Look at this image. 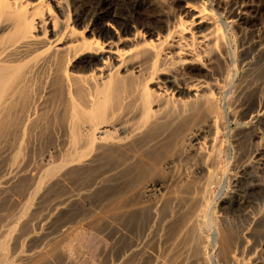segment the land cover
Returning <instances> with one entry per match:
<instances>
[{
	"label": "rangeland",
	"instance_id": "1",
	"mask_svg": "<svg viewBox=\"0 0 264 264\" xmlns=\"http://www.w3.org/2000/svg\"><path fill=\"white\" fill-rule=\"evenodd\" d=\"M25 1H28V3H30L29 4L30 6H34V5L36 6L38 4L39 0H22V1L17 0V2H23L24 4H25ZM44 1L45 0H43V3H44ZM55 1H57V0H55ZM115 1L118 2L120 0H115ZM131 1H133V0H130L129 2H131ZM140 1L143 3V5ZM140 1L136 0L137 6L135 4L134 7H131V6L128 7V5L122 3L124 6H122L123 7L122 13L120 15L123 18L128 19V20H130V18H131V20L128 21V23H127L128 25L126 24V25L121 26L117 21L112 20V19L110 21L109 19H107L106 22H109L108 24H110L111 27L107 26V28H106V25L103 26V30H104V28H106V29L103 32H100L98 30L100 34H98V32H97V37L100 36L101 38L100 37H98V38L101 39V41H102V40H106V39L108 40V38L110 36L111 37L110 39H112V37H113L112 40L115 39L117 41L116 38L119 37L120 34L122 35L123 39L126 38L125 35L127 34L126 39L130 38L131 41L130 42L123 41L121 43L122 45L118 44V45H120V48H123V47L126 48L127 47V49L130 47V43H132V42L137 43L139 40H140L139 43L147 42V41L152 40V39L154 42H157L158 37H159V39L160 38L162 39L165 35L168 34V31L172 32L175 29L176 24L179 21L178 20L179 16L182 20H189L190 19L189 16L186 15V9H185V6L188 5L189 3L190 4L191 3L196 4V5L204 3L205 6L208 9H210L213 13V18H214L213 20H215L213 22H216L217 24H220V26H221L220 29H221V32L223 34V40H222V42L219 43L220 46H219V44L217 46V49H218L217 52H220L221 54L218 57L219 60L217 59L216 64H215V70H216L215 72L217 73V75L220 79L217 77L218 91L216 90L215 94H213L214 102H216V103H213V104H215V106L214 105L212 106V108H214V109L217 108V109L216 110L212 109L213 111L210 110V112H209V115L212 116L211 118L216 119V120L214 119L215 120V126H217L216 129H218V131L216 132V130H215L216 133L213 134L215 137L212 135V137H214L213 141L215 142L213 144L215 145L217 143L216 146L217 145H220V146H217V147L215 146L216 147L215 149L218 151H216L217 154L215 156V160H213L214 161L213 164L214 163H216V164H214L215 166L212 164V167H211V169L213 170V173H214L213 174L214 180H213V184H211V187H208L206 189L207 190L206 194H208V196L206 198H204L206 196V194L204 193L205 195H204V197L202 199L203 201L201 203V207H203L204 209L202 208L203 212H202L201 218L198 221V223L196 224V226L199 229V230H197V233L200 231L199 234L201 236L197 234V236H198L197 237L198 239H197V238H195V236L192 237L191 235L187 234L188 238H186L185 237L186 233H188L186 231L182 232L183 236H182V233H180L181 237L179 236L180 234L176 235V230H175L176 227L174 225L175 213L174 212L171 213V211L173 209H176V211H177L176 204L175 203L169 204L170 208H171V204H172V206L173 205L175 206L174 208L172 207L173 209L171 208L172 210L169 208L171 211L168 209L171 214L168 211L163 213V211H161L162 206L158 205V208L161 211V213H159L158 208H157L158 209L157 210L156 208L153 209L151 207L152 206L151 200H150V202H151L150 203L149 200L142 199L141 197L138 198L139 195L137 194V187H135V186H138L140 183L146 181V179L147 180H153L154 179V181L157 180L156 182L160 183L159 185L160 186L162 185L161 188L163 189L162 190L160 188L159 189L160 192L159 191L157 192V195L159 197V198L157 197V199H160V201L162 200V198L166 199V196L168 195V193H170L171 191H172L171 193H174L175 188L177 189L180 186V183L179 184L177 183L178 178L184 179V177L187 178L188 176L191 178H198V177L200 178V175H198L196 172V171H198L199 167L196 165L195 161L192 159H188L185 156H184L185 157L184 158L183 157L184 154L182 152L183 149L182 150L176 149V147L173 144H170L169 142L167 144H170V145L162 144L161 146L163 148L160 147V145H158L159 148L153 147V146L151 148H148L147 145H144L141 147L137 146L133 149L134 155L133 154H126V153H123L122 151H119V152H116L117 154L115 153V156L118 155V158H112V159L106 158L105 159L104 157H102V154H103L105 147H103L104 145L102 143H99L97 141V139L100 136L102 137L103 135L102 134L100 135V133H99L100 136H98L97 130H94V128H93L94 125H96L98 123V121H99V123H103V125L104 124L107 125V123H108L107 129L110 130V132H112L114 134L113 135L114 137H116V135H117L116 138H118V137L120 138V136H121L122 140L125 141L127 139L126 136H129V137L132 136L130 139L128 137V139L126 141V142H132L139 137L137 134H141L142 137L145 134H147V131L149 130L150 126L159 122L158 119L160 120V118H162L163 116H169V117H177L178 116V118H181V117L186 118L187 116L191 115V114H189V113H191V111L188 108L189 103L184 102V98H187L188 94L187 95L186 94L185 95H179V94L174 93L175 91L174 90L172 91V89H174V87H173L174 84L172 85L169 83L165 84V86H164V87H166V86L171 87L167 91L161 92L160 90H156V88H154L156 83L158 82V85H160L161 81H159V80L167 78L169 75V74H166V71H164V70L162 72H159V73L157 72V74H154L155 76L153 75L154 77H152V79H150L151 80L150 83L147 80L148 86L147 85L146 86L149 87L147 89L145 86L146 81L144 80V78L142 77L143 78L142 79L141 77H136V75H133L134 74L133 73V74H129L124 79L125 85H122V87L117 89V90H113V92H110L111 95L108 94V96H106V97H103V95L102 96L97 95V97H96V95L94 96V94H97L99 92V90L102 89V85H100L99 82L97 83L96 81H91L89 83V85L87 84L84 91L77 89L76 86H73V85L72 86L68 85V88H69V90H68L66 84H61L62 80L59 78H56L57 77L56 72L58 69L61 71H62V69L63 70L69 69L70 71H72L73 68L71 69V67H72L74 62L72 63V61H71V62H69V66L67 65L68 68L67 67L65 68L63 66L60 67V65L55 64L53 66L46 67V68H48V69L45 68L46 70L43 69L41 72L42 74H39L38 77L40 79H42L43 77H45L44 76V73H45V75L47 76V77H45V78H47L46 79L47 82H45L46 81L45 78H44L45 81L44 80L41 81L39 78H37L35 85H32L35 91H33L32 86H31L29 91L32 93L28 92V95L30 97L29 96H28V98L22 97L24 99L23 102H21L23 99L19 98L16 105H15L17 107L14 106L13 107L14 109L13 108L10 109V107H8L5 104H2V106L0 105L1 107H3V108H0L1 112H2V109L7 108V109L3 110L6 114L5 113L3 114L0 112L1 113V115H0V264H228V262L230 264H254L255 261L259 260V258L263 255V253H264L263 252V243H264L263 241L264 240L262 238H264V226L261 227L263 229H261L259 231L258 236H255V237L251 235L252 231H250V230H251V227H252L253 222H254L253 219L256 218L257 216L261 215V214L264 215V192L259 190V189H254L251 191L252 195L251 194L250 195L253 199V201H252L253 203H251V205L249 206L246 214L236 212V213H229L226 215L225 214L222 215L221 207H222L223 201L229 199V185H230L229 181H230L231 177L233 176V174H230V173L235 172L236 168L240 165L241 160L244 161V160L248 159V157L249 158L253 157L255 154V150L257 148V144L255 143V140H252V139L250 141H248L247 139L244 140L242 145L240 147H238L233 142V136L237 132V129L239 126L238 123L244 120V119L241 120L242 115H243V110H244V106H243L244 103L246 104V102H247L248 104H251V106L255 107L256 104L258 103V100H257L258 98H262V100L264 99V58L260 57L261 58L260 59L258 56H256V54L253 50H251L249 52V54L246 55V57L248 59L246 57L244 58V54H243L244 51L246 49H248V48H246V47H248V45L249 46L251 45L250 48H254V47H256V44L259 41H264V0H140ZM80 2H82V0H79V1L78 0H62V1L60 0V3L62 5L60 3H59V5H61V7L65 6V9H68V12L65 11V12H67L66 15L70 14L69 18L71 20L68 19V16H65V18H64L65 21L67 20V22H64V19L62 18L64 16H62V14L59 13L60 10L58 9V7H56V4H54V2L52 0H46L45 1L46 4L44 3L45 4L44 7H43V3H42V6L40 4H38L42 8H39L38 5H37L38 7L36 6V10H38L37 11L38 14L35 15L34 19L37 18L36 19L37 22H36V20H34L33 28H34V25L39 26L40 24H38V23L43 24V25H41L43 27H40V28L38 27L39 29L36 27L37 30L34 29V31H38V33L34 32L32 30L33 33H31V34L32 35L34 34V36H36L35 35V33H36L37 37L38 38L40 37L39 40L42 39L41 41H43V39H45V37H42L44 35V32L48 31V30L49 31L52 30L54 28L53 26L57 25L56 24L57 22H58L57 27L59 29L60 28L64 29V27L68 29L69 25H70L69 28L71 29L74 25L72 20L74 19V16L79 11V9H81V7L79 5ZM29 5L27 6L28 10H29V8H31ZM138 5H140V6H138ZM237 6L242 7V10L245 13L243 15L244 20L243 21H237L235 18L227 19L228 15H229L228 11L230 9H232L233 7H237ZM47 8H49V10ZM44 10L47 13H45ZM124 10H126V11H124ZM5 11L7 12V10H5ZM2 13H3V15H2ZM2 13H0L2 15V16L0 15V19H1L0 23H4L5 25L2 26L0 24V29H1L0 30V40H1L0 55L2 56V57L0 56V64H2L1 59L3 60V57H4L2 55V53H3L2 50H4L5 47H9L11 44H13L14 42H16L18 40V36L14 35L15 34L14 28L8 27L7 28L8 31L5 30L6 25L9 23V19H11V18H9V16H11L10 12L9 13L8 12L7 13L2 12ZM123 14L125 16H123ZM44 15H46V17ZM59 15H61L60 16L61 18H59ZM63 15H65V14H63ZM51 16H52V18H50ZM127 16H129L130 18H128ZM2 17H3V19H2ZM55 17L59 18L56 20L57 22L54 21L56 19ZM66 17H67V19H66ZM42 18L44 21L39 22L40 20H42ZM50 19H54L52 21H54L56 23L51 22ZM2 20H4V22ZM45 20H47V21H45ZM7 21H8V23H5ZM35 22H36V24H35ZM46 22L47 23L51 22V23L47 24ZM44 23H45L46 28L44 27ZM60 23L61 24L63 23V25H61ZM67 23H69L68 27H67ZM64 25H66V26H64ZM83 26L84 25H82V24L76 25V27L74 26L77 29L80 28V31L77 30V32H79V33L76 34L75 38L76 37L78 38V37L85 35V32L82 33L83 35H80L81 34L80 32L82 31V29L84 30L85 26L84 27ZM89 26H91V23H89ZM57 27H55L56 32H58V30H59ZM44 28H45V31L42 32ZM56 28H57V30H56ZM9 29L10 30L14 29L13 30L14 32L12 33V30L9 32ZM116 30H119L118 32H120V33H118ZM4 31L7 32V34L9 36H11V33H12L13 38L9 37L8 35H5L6 33ZM115 31L119 35L116 34ZM137 31L139 33L138 37L134 38L133 36H134V34L137 33ZM190 33H191L190 30L188 31V29H187L184 31V33L183 32L179 33L180 36H178L179 34L170 36L171 38L169 37L170 39L169 38L167 39L168 44L169 43L170 44L166 45V41H165V43L163 45L166 46L167 48H169L168 46H170V45L171 46L169 49L162 46V48H163L162 54L164 55L167 52H169L170 50L174 51L176 49L175 48L176 45L172 44L173 40H175L177 38L186 37V36L188 37ZM1 34H3V35H1ZM16 34L18 35L19 33H16ZM48 34L52 38L50 33L47 32L46 39L43 41V43L44 42L47 43L49 40L50 41L52 40V39H49L50 37L47 36ZM101 34H102V36H101ZM114 34H115V36H113ZM4 35H5V38H4ZM39 35H41V36H39ZM86 35L88 36V35H90V33H87ZM103 35H104V38H106V39H102ZM116 35H118V36H116ZM131 35H132V38H131ZM14 36L17 37V40H16V38H14ZM133 38H134V40H133ZM107 40L104 41L105 47H106V44L108 42ZM99 42H100V40H99ZM124 43H125V45H124ZM222 43H223V45H222ZM53 45L54 46H52V50H53V47H56L55 45H58V44L54 43ZM104 46H103V48H105ZM219 47H220V49L222 47L221 51H219L220 50ZM164 48H166V49L164 50ZM241 49L244 51H242ZM40 51H42V50H40ZM164 51H167V52L164 53ZM39 53H40V57L43 56L41 54H44V52L43 53L39 52ZM181 54H183V53H181ZM181 54H177V56L176 55H174V56L168 55V54H166L164 56L160 55L161 57L160 56L158 57V58H160V60L158 59V62H156V63L160 65L162 63V61L164 60L163 63H165V64L170 63L169 66H171V63H172V62H170L171 60L174 61V60L180 58V56L182 58V57H185V55H186V54H183L184 55L183 56ZM167 55L169 58H165V56H167ZM178 55H179V57H178ZM241 55H243V56H241ZM253 55H255L256 57ZM33 56H34V54L31 55V57L29 56L30 58L27 57L22 62H20L21 64H19V65H16V64L15 65L10 64V65L13 69L19 68L17 73H19L21 76V74L23 72L22 70L23 69L25 70V68L28 67L26 65H29L30 62L34 61L32 59H34L35 56L34 57ZM172 56H173V58H172ZM202 58L203 57L201 56L200 62L198 65L197 64L190 65V66H188L189 69H187V67H186V69L181 68L180 71H182V72H184V71L191 72L192 71L191 73L195 77L201 78V80H203V81H205V78H206V80H209V81H205V82L210 83V81H211L210 75L209 74L206 75L207 74V72L205 71L206 65L205 66L203 65V64H205V61H204V58H203V60H202ZM27 62H29V63H27ZM248 63L249 64L252 63V65H254V66L252 67V65L250 66ZM24 64H26V65H24ZM70 64H72V65H70ZM97 64H99L100 67H102V64L100 62H98ZM111 64L112 63H110V65H109L110 67H111ZM21 65H22V67H21ZM159 65H155V67L158 68ZM216 65H218V66L216 67ZM248 66L250 69L248 68ZM53 67L55 69L57 67L58 69L53 70ZM98 68H99V66H98ZM119 69H118V71L120 72V75H121L122 72H121V69L120 70ZM51 70H53V71H51ZM69 70H68V73H70ZM47 71L49 73V76L46 73ZM224 71L226 73H224ZM61 73H63V72H61ZM196 74H197V76H196ZM219 74L220 75L223 74V75L220 76ZM16 75L18 76V74H16ZM204 75H206V76H204ZM157 76H160L162 78L157 77ZM223 76H225L226 78H224ZM18 77H16V78H18ZM49 77L50 78L53 77V78L50 79ZM130 78H132V79H130ZM207 78H209V79H207ZM141 79H142V82H141ZM218 79H219V81H218ZM37 80H38V82H37ZM53 80H55V81H53ZM125 80H126V82H125ZM155 80H156V83H155ZM39 81H40V84H39ZM48 81H49V83H48ZM42 82H45V83L43 84ZM55 82H57V83L55 84ZM52 83H53V85H52ZM140 83H141V85H140ZM36 84L39 86L42 85V88L38 89L39 86L37 87ZM246 84H247V86L249 85L248 91L246 92L245 95H242V94H240V91L242 88L241 86H244ZM51 85H52V87L55 86L54 87L55 90H54V88L51 89V87H50ZM58 85L60 86V89H59ZM64 85L66 86V88H64L65 87ZM94 85H95V87H93ZM137 85H138V88H136ZM142 85L145 86V88L142 87ZM151 85H153L152 86L153 88L151 87ZM48 87H49V90L47 89ZM56 87H58V89ZM139 87L141 88V90ZM162 87H163V85L160 86V88H162ZM36 88H37V91H36ZM44 88L46 89V91H44L45 90ZM143 88L146 89L148 92V95L152 97V98L150 97L151 99L148 97V99H149L148 104H150V105H147L144 102V100H140L141 98L143 99V97H144L145 91L143 90ZM61 89H63V90H61ZM152 89H154V90H152ZM40 90H42V92ZM135 90H136V92H135ZM38 92H40L41 94ZM46 92L48 94H46ZM57 92L60 96L58 94H57V96L54 95V93L56 94ZM68 92H70L71 95L74 96V98H69L71 96H69ZM76 92H78V93H76ZM94 92H96V93H94ZM66 93H68V94H66ZM141 93L143 95H141ZM149 93H151V95ZM39 94L42 96L45 95L44 96V99H45L44 102L41 101V100H43V97L40 96ZM98 94H101V93H98ZM38 95H39L40 99L38 98ZM61 95H63V96L65 95V96L61 97ZM123 95H125V96H123ZM32 96H34L37 99H34V97H32ZM58 96H59V98H58ZM85 96H87V97H85ZM129 96H132V98ZM41 97H42V99H41ZM67 97H68V99H67ZM75 97H78L79 100L77 98L75 99ZM93 97H96V98H93ZM101 97H102V99H101ZM29 98H30V101L27 102V100H29ZM63 98H66L67 101L65 99L63 101ZM97 98L99 99V105L101 104L99 109H101L103 113L100 112L101 110H99L95 107L93 109L94 112L92 111V106L96 102V101L94 102V100L95 99L98 100ZM25 99H27V100H25ZM73 99L76 100V102L73 101ZM104 99H106V101H104ZM153 99H154V101H153ZM32 100H33V102H32ZM36 100H37L38 105L36 103ZM38 100H40V102ZM50 100H51V102H49ZM71 100H72V102H71ZM100 100L102 102L104 101L107 103H104V102L101 103ZM107 100H109V101H107ZM124 100H125V102H123ZM243 100H244V102H243ZM60 101L61 102L63 101V102L60 104ZM78 101H79V103H78ZM149 101H150V103H149ZM41 102L43 103L44 106L43 105L41 106V104H40ZM47 102L50 104H48ZM64 102L67 104V106H65ZM87 102H88V104H87ZM91 102H94V103H91ZM18 103H19V105H18ZM33 103L35 106L32 105ZM74 103L78 104L80 107H82L84 109L86 108V109L85 110L80 109V107L78 105L73 106ZM89 103H91V104H89ZM122 103H125V105L124 104L121 105ZM25 104H27V105H25ZM185 104H187V105H185ZM51 105H52V108H51ZM53 105H55V106L53 107ZM59 105H60V107H59ZM136 105H137V107H135ZM18 106L19 107L22 106L21 109ZM30 106H32V107H30ZM39 106H41V108ZM70 106H72L73 109H71ZM87 106H89V107H87ZM241 106H243L242 107L243 109L241 108ZM25 107H26V109H25ZM115 107L119 111H117V109ZM127 107H129V108H127ZM183 107H186L187 111H184V113L187 112V113H185L186 115L183 113V110H185ZM22 108L27 113H24ZM50 108L53 109L54 112H53V110H50ZM62 108H64L65 111ZM67 108L71 109V110L69 109V112L74 111V108H76L78 110L77 115H79V116H76L73 118V114H71L72 112L69 113ZM88 108H89V110H88L89 112H87ZM149 108L152 109L151 110L152 112H150L148 110ZM34 109H35V111H34ZM61 109H62V111H60ZM103 109H106V110H103ZM120 109H122V110H120ZM82 110L87 112V113L86 112L84 113L86 116H84V114H82V116H81ZM8 111L11 113V115H12V112L14 113L15 111H17L15 113L16 114L18 113V114L16 116L14 113V115H12L13 117H11V116H9L10 113ZM28 111L30 114L28 113ZM39 111H41V112H39ZM49 111L50 112L52 111L53 113L52 112L50 113ZM211 111H212V113H211ZM22 112L24 115L22 114ZM44 112H46V113H44ZM47 112H49V114ZM56 112L58 114H56ZM59 112L61 113V115L62 114H64V115L61 116ZM90 112H92V113H90ZM99 112H100V114H99ZM119 112H120V114H119ZM132 112H133V114H132ZM159 112H160V115H159ZM163 112L165 114L167 113V115H165ZM174 112H175V114H174ZM214 112H215V117H213ZM66 113L67 114L69 113L68 116ZM89 113L91 116L87 115ZM180 113L181 114L183 113V114L180 115ZM202 113L204 114V112L201 110V120L204 118V115ZM31 114H32V117H31ZM46 114H47V116H46ZM70 114H71V116H70ZM7 115L9 116V119H8ZM26 115H27V117H26ZM39 115H40V117H39ZM41 115L42 116L44 115L45 118H44V116L41 117ZM56 115H59V116H56ZM92 115H94V116L96 115L97 119H96V117H92ZM140 115H141V117H140ZM155 115H156V117H155ZM157 115L159 116V118ZM18 116H20L19 119H18ZM33 116H35V117L37 116V118L42 119L41 120L42 122L39 119H36L35 117H34L35 118L34 119ZM69 116L72 117V119ZM108 116L110 118L111 124L108 122L109 121ZM112 116H114V118ZM125 116H126V118L127 117L128 118L125 119ZM148 116H149V118H148ZM30 117H31V119H30L31 122L29 120H27V118L29 119ZM66 117L69 119L67 120ZM88 117H89V120L88 119L86 120V118H88ZM5 118H7V119L5 120ZM47 118H48V121H47ZM143 118H145V119L148 118L150 120H148V119L143 120ZM152 118H154V120ZM14 119H15V123L13 121ZM32 119L34 120V122ZM78 119H79V122L81 121L84 123V121H85V123H84L85 125L83 126L82 125L83 123H81V122L78 123ZM83 119H84V121H82ZM131 119H132V121H131ZM139 119H141V120L139 121ZM7 120L8 121L11 120V122L12 121L13 122L9 124V122ZM37 120H38V123H37ZM62 120L65 123H62V125H61L60 122H62ZM69 120H70V122H69ZM72 120H73V122H72ZM147 120L149 121L148 126H147ZM22 121H24V123ZM26 121H27V123H26ZM28 121L30 124H28ZM43 121H45V122H43ZM53 121H54V123L51 124ZM58 121H60V122L58 123ZM88 121H89V124L92 123L93 125L92 124L89 125ZM93 121L96 124L93 123ZM142 121L146 122L145 126H144L145 123ZM112 122H113V124H112ZM25 123H26V125H25ZM40 123H41V126L37 125ZM45 123H46V125H45ZM70 123L73 125L71 126ZM48 124H50V125H48ZM77 124H78V126H77ZM80 124L82 126H79ZM14 125L16 126V128L14 127ZM120 125H121V128H119ZM141 125L144 127V130H143V128H141L142 127ZM42 126H44V127L42 128ZM73 126L75 128L76 127L77 128L75 129ZM90 126H93L92 127L93 129ZM115 126H116V128H119L121 131L120 130L119 131L114 130V129H116ZM17 127H18V129H17ZM55 127H58V128H55ZM71 127H73L74 130H76V131L74 132V130H72L73 128H71ZM84 127H86V128H84ZM109 127H110V129H109ZM40 128H42V129H40ZM63 128L67 133L63 130ZM136 128L140 132L137 133ZM50 129L52 130L51 131L52 134L48 133V132H50ZM67 129H69V131H67ZM78 129H79V131H78ZM133 129L135 130L136 134H135ZM140 129H142V130H140ZM86 130L91 131V132L90 133L85 132ZM131 130H133L134 133ZM92 131H94V132H92ZM68 132L69 133L74 132V133L72 135V134H69ZM14 133H16V135ZM80 133H82V135H80ZM92 133H93L92 137L94 139L89 137V135H92ZM129 133L130 134L132 133V134L130 135ZM83 134H84V136H83ZM62 135L65 137H63ZM67 136H68V139H67ZM75 136L77 139V141H76L77 143L75 142L76 139H74ZM79 136L82 137L79 139L80 142L78 141ZM85 136L89 137L90 140L91 139H93V140L90 141V143H89V142H87L88 138H86ZM124 136H125V138H124ZM69 137H71V138H69ZM72 138L74 139V141L72 140ZM116 138H114V139H116ZM119 138H118V140H119ZM64 140H65V143H64ZM69 140H71V141H69ZM82 140H83V142H81ZM85 140H87V141L85 142ZM95 140H96V142H95ZM110 140H112V139H109L107 141L110 142ZM113 140H112V142H113ZM66 141H67V143H66ZM114 141L117 142L116 140H114ZM124 141H122V142H124ZM72 143L74 145L76 143L74 150H72L73 146H74V145H72ZM80 143H81V145H80ZM86 143H89L91 145L88 144V146H86L84 148ZM111 145L113 146V149L115 151H118L114 147V145H116V144H111ZM137 145H139V144H137ZM139 147L140 148L143 147L141 151H139L140 150ZM68 148L71 150V152H70V150L67 151ZM160 148H161V150H160ZM236 148H239V149L236 150ZM143 149H146V150H143ZM84 150H87V151H85L83 153ZM88 150L89 151L92 150L91 152H93V153H87ZM240 150H242V151H240ZM79 151H81L82 154ZM150 151H152V152H150ZM68 152L71 154L73 153V155H72L73 157L69 158L70 154H68ZM75 152L76 153L79 152V154H81V155L75 154ZM145 152H149L150 154L148 153L146 155H150L151 158H149L148 156L147 157L144 156L143 154ZM237 152L239 153V156H238ZM85 153H87L88 155ZM181 153H182V157H181ZM84 154L87 156H86V159L83 160L82 158H83ZM93 154L96 156V158L98 156V157H101V159L97 158V160H96V158H94L95 156ZM85 155H84V158H85ZM165 155L166 156H172L173 158H175V160H177V162L174 160L172 167H166L165 168L163 166H160L158 161H160L161 158H163V156H165ZM76 156H77L78 160L76 159ZM92 156H94V157H92ZM155 156H157V157H155ZM80 157H82V158H80ZM138 157H139V159H138ZM180 157H181V159H180ZM66 158H69V159L66 160ZM103 158H104V160H103ZM133 158L135 160H132ZM156 158H157V160H156ZM70 159H73V162H70ZM119 159H121V160H119ZM184 159H185V161H184ZM79 160H81V161H79ZM178 160H180V161H178ZM89 161H91V162H89ZM100 161H103V162H100ZM106 161L109 164H107ZM97 162L99 164H97ZM124 163L128 166H126ZM150 163H152V164H150ZM238 163H239V165H238ZM106 165L108 168H106ZM146 165H147V167H146ZM150 165H152L153 167ZM129 166H130V168H129ZM137 166H139L140 168ZM123 167H124V169H123ZM233 167L234 168L236 167V168L234 169ZM116 168L117 169L119 168L120 170L117 171ZM159 168H161V169H159ZM168 168H170V170ZM196 168H198V169H196ZM233 170H234V172H233ZM145 171H147V172H145ZM81 172H83V173H81ZM91 172H93V175ZM103 173H106V174H103ZM83 174H85V175H83ZM102 175L103 176L105 175L104 177L106 179L101 180L102 181L101 182L98 179V177L100 179L104 178V177H101ZM122 176H124V177H122ZM179 176H181V177H179ZM229 176H230V178H229ZM87 177H89V178H87ZM114 177H115V179H114ZM143 177H145V178H143ZM171 177L172 178L175 177V178L170 179ZM175 179H177V180H175ZM96 180H98L99 182H96ZM128 180H130V181H128ZM217 181H218V183H217ZM82 182H84V184H82ZM175 183L177 185H175ZM96 184H98V185L100 184V185H102V187L100 188ZM166 186H169L168 187L169 189L167 188L168 190L165 191ZM101 191H102V193H101ZM128 191H130L131 193ZM163 193H165L164 195H166V194L167 195L164 196ZM98 196H100L99 197L100 199L97 198ZM113 196L115 197V199L113 198ZM103 197H104V199H103ZM111 197H112V199H111ZM120 197H122V198H120ZM116 198H117V200H116ZM130 198L132 199V201ZM61 201H62V203H61ZM115 201H117V203ZM110 202H113V203H110ZM158 204H161V202H159ZM202 204H203V206H202ZM122 205H124V206H122ZM143 207H145V209ZM131 209H132V211L135 209V211L132 212ZM173 211H175V210H173ZM96 212H97V214H96ZM110 213H112L113 216ZM121 213H123V214H121ZM157 213H159L160 216L159 215L156 216L155 214H157ZM140 215H141V219H140ZM142 215H143V217H142ZM170 215L172 216V219L174 218L173 220L172 219L170 220V218H171ZM129 216H131V217H129ZM214 216H215V218H214ZM110 217H112V218H110ZM114 217H115V219H114ZM168 217H170V218H168ZM208 218H211L213 221H215V223H214L215 225L217 223H219V224H217V227L215 225H213L212 220L208 219ZM128 219L131 221H129ZM106 220H108V221H106ZM111 220H112V222H111ZM119 220H121V221H119ZM114 221L116 223H113ZM207 221L209 223H207ZM95 224L96 225L98 224V226H96ZM170 224L173 225L174 227L171 226ZM206 224H208V225H206ZM220 225H222V227H226V228L228 227L229 229L231 227V229H230L231 235L234 234V236H231V238L232 237L233 238L230 241L231 248H228V249H230L227 251L228 253L218 255L216 250H218V245H219L218 236L220 235V230L222 228ZM213 226H215V227H213ZM219 227H220V229H219ZM70 232L72 234H70ZM80 232H81V234H80ZM63 233H65V235ZM68 233L70 235L69 238H68V236H69ZM73 235H75L77 238L75 239V236H73ZM174 235H176V236H174ZM177 236H179V238ZM167 237H168V239H167ZM173 237L174 238L177 237L176 239H178V240H176V239L174 240L175 245H173L174 244L172 241ZM199 237L201 238L200 239L201 241H199ZM80 238H81V240H80ZM190 238H192V240L194 239L195 243L198 242L200 244L201 248L203 247L202 249H204V250L201 249L202 251L198 252V253L194 252L193 248H194L195 244L192 243L193 241L191 242ZM74 239H75L76 243H74ZM78 240H79V242H78ZM183 240L185 241V243ZM67 242H68V245L66 244ZM170 242H172V244ZM189 242L192 243L191 247L188 246L190 244ZM201 242H202V244H201ZM232 243H234L235 246ZM168 244L171 246L173 245V247H171V246L169 247ZM176 244H177V246H176ZM204 244H205V247L203 246ZM69 245L72 247H70ZM178 245H181V246H178ZM183 245L185 247H182ZM175 247H177L176 248L177 250H175ZM189 248H190L191 252L189 251ZM183 249H184V251H182ZM186 250L189 252V257L187 256L188 253L186 252ZM184 253H186V254H184ZM193 253H194V255H192ZM199 253H202V254H199ZM196 255H198L197 257L201 262H199L197 260V257H195ZM200 255H202L201 258H199ZM231 255H232V257H231ZM190 256H191V258H193L192 260H191ZM180 259H181V261H180ZM225 260L226 261L228 260V261L226 262Z\"/></svg>",
	"mask_w": 264,
	"mask_h": 264
},
{
	"label": "bare ground",
	"instance_id": "2",
	"mask_svg": "<svg viewBox=\"0 0 264 264\" xmlns=\"http://www.w3.org/2000/svg\"><path fill=\"white\" fill-rule=\"evenodd\" d=\"M19 1H22V0H19ZM46 1V0H45ZM45 1H44V3H45ZM53 2H54V4H56V7H58V9L60 10V12L59 13H61L62 14V16H64V17H62L63 19L65 18V16H68V19L69 20H71L70 18H69V16H70V14H68V15H66V13L68 12V9H65V6H62L61 7V3H60V0L58 1H55V0H52ZM62 1V0H61ZM79 1V0H78ZM130 0H120V1H115V0H82V2H80V7H81V9H79V11L75 14V16H74V19L72 20V22H73V27L70 29L69 27H70V25H69V27H68V24L69 23H67V27H68V29L67 28H65L64 27V29L62 28H58L57 27V25H58V22L56 21L57 19H59V18H61L60 16L61 15H59V18H54V19H50V21L51 22H54V21H56V22H54V23H56L57 25L55 26H53L54 28L52 29V30H48V31H45V28H46V26H45V23H44V29H43V31L42 32H44V35L42 36V37H45V39H46V34H47V32H49L50 33V35L52 36V38L49 36V34L47 35V36H49L50 38L49 39H52L51 41L49 40L47 43H43V41L45 40V39H43V41H41V40H39L40 39V37L38 38L37 37V34L35 33V35L36 36H34V34L32 35L31 33H33L32 32V30L34 31V29H36V27L38 28H40V27H43V26H41V25H43V24H41V23H38V24H40L39 26H36V25H34V28H33V22H34V20H36V19H34V17H35V15L36 14H38V10H36V6L38 5V4H40L41 6H42V3H43V0H39L38 1V4L35 6H30L29 4L30 3H28V1H25V4L23 3V2H17V0H0V13H2V12H4V13H9L10 12V14H11V16H9V18H11V19H9V23H8V21L7 22H5V23H8L7 25H6V31H8L7 30V28L8 27H10V28H14V29H11L12 30V33L14 32L15 34V36H18V40H17V37H15L14 36V38H16V42H14L13 44H11L9 47H5L4 48V50H2V55L4 56L3 57V60L1 59V63L2 64H0V105L2 106V104H5V105H7L8 107H10V109L11 108H13L15 105H16V103H17V101H18V99L20 98V99H23L24 97H26V98H28V92L29 93H32V92H30L29 90H30V87L32 86V85H35V83H36V79L37 78H39L38 76H39V74H42L41 72H42V70L44 69V70H46V69H48V68H46V67H48V66H53V65H60V67H67L68 68V66H69V62H71L72 61V63H73V65L72 64H70V65H72V67H71V69L73 68V70L72 71H70L69 69V71H70V73H68V70H63L62 68V71L61 70H59L57 67H56V69H58L57 70V72H56V74H57V77L56 78H59V79H61L62 80V83L61 84H66V86H67V88H68V85H70V86H76V88L77 89H79V90H81V91H84V89H85V87H86V85L88 84L89 85V83L91 82V81H96L97 83L99 82V84L100 85H102V89L101 90H99V92L98 93H101V94H94V96L96 95V97H97V95L99 96V95H103V97H106V96H108V94L109 95H111L110 94V92H113V90H117V89H119V88H121L122 87V85H125V83H124V79L129 75V74H133V75H136V77H143L144 78V80L146 81L145 82V86L147 85L148 86V83H147V80L149 81V83H150V79H152V77H154L155 75L154 74H157V72L159 73V72H162L163 70L164 71H166V74H169L168 75V77L167 78H164V79H161V80H159V81H161L160 82V85H158V82L156 83V80H155V83H156V85H155V87L154 88H156V90H160L161 92L162 91H167L169 88H171V87H164L165 86V84H167V83H169V84H174V89H172V91L174 90L175 92L174 93H176V94H179V95H187V98H184V102H187V103H189V110L191 111V113H189V114H191V115H189V116H187L186 118H184V117H181V118H178V116L177 117H169V116H163L162 118H160V120L158 119V121L159 122H157V123H155V124H153V125H151L150 126V128H149V130L147 131V134H145L143 137H142V135L141 134H137L138 136V138L136 139V140H134V141H132V142H126L127 141V139H128V137L129 136H126L127 137V139L124 141V140H122V138H121V134L119 135L120 136V138H119V140H118V138H116L117 137V135H116V137H114L113 135V133L112 132H110V130H108L107 129V127H108V123H107V125L106 124H104L103 125V123H99V121H98V123L96 124L94 121H93V123H95L96 125H94V127L93 126H90L91 128L93 127L94 128V130H97V132H98V136H100L101 134L103 135L102 137L100 136L98 139H97V141L99 142V143H102L104 146L103 147H105V149H104V151H103V154H102V157H104L105 159L107 158V159H112V158H118V155L117 156H115V153L116 152H119V151H122L123 153H126V154H133V149L135 148V147H137V146H144V145H147V147L148 148H151L152 146L153 147H157V148H159V146L158 145H160V147H162L161 145L162 144H164V145H170V144H173L175 147H176V149H180V150H182V152H183V157L185 156L186 158H188V159H192V160H194L195 161V163H196V165L199 167V169L198 168H196V169H198V171H196L197 172V174L198 175H200V178L198 177V178H191V177H187V178H185L184 177V179H182V178H178V180L177 179H175V180H177V183L179 184L180 183V186L176 189L175 188V191H174V193H171L170 191V193H168V195L166 196V195H164L165 193H163V195L164 196H166V199H164V198H162V200L160 201V199H157V197H158V195H157V192L159 191V189L161 188V186L159 185L160 183H157L156 181H154V179L153 180H147L146 179V181H144V182H142V183H138L139 185L138 186H135V187H137V194L139 195V197L138 198H142V199H146V200H149V202H150V200L152 201V203H151V207L154 209V208H158V205L160 206H162L161 207V211H163V213L164 212H166V211H168L169 213H170V211L175 207L174 205L172 206V204L173 203H175L176 204V206H177V211H176V209H173V210H175V211H171V213H175V221H174V225H175V227H176V235H178V234H180V233H182V232H184V231H186V232H188V233H186V238H188L187 237V234H189V235H191L192 237H194L195 236V238H197L198 236H197V234L198 235H200L199 233H200V231L197 233V230H199L198 229V227L196 226V224L198 223V221L200 220V218H201V215H202V212H203V207H201V203H202V199H203V197H204V195L206 194V189L208 188V187H211V184H213V180H214V176H213V170L211 169V167H212V164H213V160H215V156H216V154H217V152L216 151H218V150H216L215 148L217 147V146H220V145H217L216 146V144L214 145L213 143H215L214 141H213V138L215 137L213 134H215L217 131H218V129H216L217 128V126H215V118H211L212 116L211 115H209V112H210V110H216V109H214V108H212V106L214 105L215 106V104H213V103H216V102H214V96H213V94H215V91L217 90L218 91V82H217V77H218V75H217V73L215 72L216 70H215V64H216V61H217V59H218V57H219V55L221 54L220 52H217L218 51V49H217V46H218V44L220 43V42H222V40H223V34H222V32H221V26H220V24H217L216 22H213V21H215V20H213L214 18H213V13H212V11L210 10V9H208L206 6H205V4L204 3H202V4H198V5H196V4H188V5H186L185 6V9H186V15H188L189 16V20H182L181 18H180V16H179V21H178V23L176 24V27H175V29L172 31V32H170V31H168V34L167 35H165L162 39L160 38L159 39V37L157 38L158 40H157V42H154L153 41V39L152 40H149V41H147V42H143V43H139V41L137 42V43H130V47L127 49V47L126 48H120V45H118V44H121L123 41H126V42H130L131 41V39L129 38V39H126L127 38V34L125 35V39H123L122 38V35L120 34V36L119 37H117L116 39H117V41L114 39V40H112L113 39V37H112V39H110L111 37L109 36V38H108V40L106 39V38H104V35H103V38L102 39H106L108 42H107V44H106V47L104 46V41H106V40H102L101 41V39H99L98 37H100V36H98L97 37V32H98V34H100L99 33V31L100 32H103L106 28H107V26H110L111 27V25L110 24H108L109 22H106V20L107 19H109L110 21H111V19L112 20H115V21H117L121 26H123V25H126L127 23H128V21H130L131 20V18L129 17V16H127L128 18H130V20H128V19H125V18H123L120 14L122 13V6H124L122 3H124V4H126V5H128V7L129 6H131V7H134V5L136 4V0H133V1H131V2H129ZM140 1V0H139ZM31 2V1H30ZM121 2V3H120ZM141 2V1H140ZM22 3V4H21ZM34 3V2H33ZM43 3V7H44V5L47 3H45L44 4ZM59 3L61 4V5H59ZM64 3V2H63ZM142 3V2H141ZM48 4V3H47ZM204 4V5H203ZM30 6L31 8H29V10L27 9V6ZM33 5V4H32ZM40 5H38L39 6V8H42V7H40ZM50 5V4H49ZM125 5V6H126ZM142 5H143V3H142ZM37 6V7H38ZM136 6H137V4H136ZM138 6H140V5H138ZM49 7V6H48ZM68 7V6H67ZM66 7V8H67ZM127 8V7H126ZM10 9V10H9ZM48 10H49V8H47ZM132 9V8H131ZM5 10H7V12L5 11ZM58 10V11H59ZM136 10V9H135ZM41 11V10H40ZM45 11V10H44ZM65 11H67V12H65ZM124 11H126V10H124ZM128 11V10H127ZM134 11V10H133ZM184 11V10H183ZM37 12V13H36ZM44 13V12H43ZM45 13H47L46 11H45ZM228 13H229V15H228V17H227V19H229V18H235L237 21H243L244 20V11L242 10V7L241 6H237V7H233L232 9H230L229 11H228ZM9 14V15H10ZM63 14H65V15H63ZM1 15V14H0ZM2 15H3V13H2ZM1 15V16H2ZM48 15V14H47ZM51 15V14H50ZM42 16V15H41ZM40 16V17H41ZM45 17H46V15H44ZM123 16H125L124 14H123ZM50 18H52V16L50 17ZM73 18V17H72ZM2 19H3V17H2ZM45 19V18H44ZM66 19H67V17H66ZM1 20V19H0ZM49 20V19H48ZM52 20H54V21H52ZM68 20V21H69ZM3 22H4V20H2ZM41 21H44L43 20V18H42V20H40L39 22H41ZM45 21H47V20H45ZM60 21V20H59ZM1 22V21H0ZM36 22H37V20H36ZM36 22H35V24H36ZM50 22V23H51ZM64 22H67V20L65 21V19H64ZM70 22V21H69ZM113 22V21H112ZM111 22V23H112ZM47 23V22H46ZM49 23V22H48ZM47 23V24H48ZM49 23V24H50ZM89 23H91V26H89ZM2 26H4L5 24L4 23H0ZM37 24V25H38ZM61 24V23H60ZM80 24H82V25H84L83 27H84V30L82 29V31L80 32L81 34L80 35H83L82 33H84L85 32V35L84 36H81V37H76L75 38V36H76V34L77 33H79V32H77V30H79L80 31V28H75L76 27V25H80ZM61 25H63V23L61 24ZM106 25V28H104V30H103V26H105ZM128 25V24H127ZM130 25V24H129ZM48 26V25H47ZM64 26H66V25H64ZM72 26V25H71ZM75 26V27H74ZM55 27H57L59 30H58V32H56L55 31ZM61 27V26H60ZM63 27V26H62ZM82 27V28H83ZM126 27V26H125ZM124 27V28H125ZM2 28V27H1ZM33 28V29H32ZM38 28V29H39ZM57 28H56V30H57ZM74 28V29H73ZM127 28V27H126ZM125 28V29H126ZM3 29V28H2ZM49 29V28H48ZM109 29V28H108ZM121 29V28H120ZM128 29V28H127ZM188 29V31L190 30V34H189V36L187 37L186 35V37H182V38H177V39H175V40H173V42H172V44H175L176 45V49L174 50V51H169V52H167V51H164V53H166V54H168V55H176L177 56V54H181V53H183V54H186L185 55V57H182L181 58V56H180V58H178V59H176V60H174V61H170V62H172L171 63V66H169V64H165V63H163V61H162V63L159 65V64H157L156 62H158V59L160 60V58H158L161 54H162V46H164L163 44L165 43V41H166V45L168 44V42H167V39L170 37V36H173V35H178L179 33H184V31L185 30H187ZM1 30V29H0ZM10 29H9V32L11 31ZM14 30V31H13ZM37 30V29H36ZM99 30V31H98ZM129 30V29H128ZM3 31V30H2ZM117 32L119 31V30H116ZM115 31V32H116ZM5 32V31H4ZM34 32H37L38 33V31H34ZM107 32V31H106ZM114 32V33H115ZM116 32V34H118V33H120V32H118L117 33ZM126 32V31H125ZM129 32V31H128ZM140 32V31H139ZM6 34L5 35H8L7 34V32H5ZM12 33H11V36H9V37H12L13 35H12ZM16 33H19L18 35L16 34ZM87 33H90V35H86ZM105 33V32H104ZM135 33V32H134ZM146 33V32H145ZM150 33V32H149ZM42 34V33H41ZM138 31H137V33L136 34H134V38L136 37H138ZM152 34V33H151ZM1 35H3V34H1ZM5 35H4V38H5ZM79 35V36H80ZM119 35V34H118ZM118 35H116V36H118ZM133 35V34H132ZM132 35H131V38H132ZM141 35V34H140ZM39 36H41V35H39ZM101 36H102V34H101ZM107 36V37H108ZM112 36V35H111ZM113 36H115V34L113 35ZM124 36V35H123ZM178 36H180V34L178 35ZM129 37V36H128ZM13 38V37H12ZM11 38V39H12ZM75 38V39H74ZM101 38V37H100ZM134 38H133V40H134ZM140 38V37H139ZM138 38V39H139ZM171 38V37H170ZM169 38V39H170ZM3 40V39H2ZM14 40V39H13ZM48 40V39H47ZM99 40H100V42H99ZM136 40V39H135ZM12 41V40H11ZM0 43H1V40H0ZM54 43H57L58 45H55L56 47H53V50H52V46H54L53 44ZM170 44V43H169ZM168 44V45H169ZM1 45V44H0ZM122 45V44H121ZM124 45H125V43H124ZM128 45V44H127ZM222 45H223V43H222ZM103 46L105 47V48H103ZM171 46V45H170ZM170 46H168L169 48H170ZM219 46H220V44H219ZM2 47V46H1ZM122 47V46H121ZM164 47H166V46H164ZM251 47V45L249 46L248 45V47H246V48H248V49H246L245 51L244 50H242V51H244V58L246 57V55H248L249 54V52L251 51V50H253L254 52H255V54H256V56H258L259 58L261 57V58H264V41H259L257 44H256V47H254V48H250ZM167 48V47H166ZM166 48H164V50L166 49ZM169 48H167V49H169ZM172 48V47H171ZM51 49V50H50ZM219 49H220V47H219ZM221 49H222V47H221ZM221 49L219 50V51H221ZM245 49V48H244ZM40 50H42V51H40ZM44 50V51H43ZM50 50V51H49ZM0 51H1V49H0ZM49 51V52H48ZM224 51V50H223ZM39 52H41V53H43L44 52V54H41V55H43V56H41L40 57V53ZM46 53V54H45ZM219 53V54H218ZM34 54V56H35V58L34 59H32V60H34V61H32V62H30L29 60V62H30V64L29 65H26V64H24V65H26V66H28V67H24L25 68V70L23 69L21 72H22V74H21V76H20V74L19 73H17V71H18V69H13L12 67H11V65H19V64H21L20 62H22L24 59H26L27 57H31V55H33ZM166 54H164V55H166ZM183 54H181V55H183ZM163 55V54H162ZM161 55V56H162ZM163 55V56H164ZM168 55L167 56H165V58H169L168 57ZM1 56V55H0ZM33 56V57H34ZM160 56V57H161ZM173 56H172V58H173ZM184 56V55H183ZM201 56L204 58V61H205V64H203L204 66L206 65V67H205V71L207 72V74L206 75H210V83H207V82H205V81H209V80H206V78H205V81H203V80H201V78H198V77H195L191 72H189V71H184V72H182V71H180V69L182 68V69H186V67H187V69H189L188 68V66H190V65H195V64H199V62H200V58H201ZM241 56H243V55H241ZM253 56H255V55H253ZM255 56V57H256ZM2 57V56H1ZM29 57V58H30ZM171 57V56H170ZM178 57H179V55H178ZM203 58H202V60H203ZM221 58V57H220ZM243 58V57H242ZM247 58V57H246ZM252 58V57H251ZM254 58V57H253ZM260 58V59H261ZM248 59V58H247ZM170 60V59H169ZM219 60V59H218ZM249 61V60H248ZM247 61V62H248ZM19 62V63H18ZM29 62H27V63H29ZM98 62H100L101 64H102V67H100V65L99 64H97ZM108 62V63H107ZM202 62V61H201ZM246 62V61H245ZM257 62V61H256ZM18 63V64H17ZM24 63V62H23ZM110 63H112L111 64V67L109 66L110 65ZM203 63V62H202ZM11 64V65H10ZM249 64V63H248ZM247 64V65H248ZM68 65V66H67ZM99 66V68H98V66ZM155 65H159L158 66V68H156L155 67ZM250 66L252 65V63L251 64H249ZM108 66V67H107ZM218 65H216V67H217ZM254 65H252V67H253ZM21 67H22V65H21ZM110 67V68H109ZM196 67V66H195ZM46 68V69H45ZM64 68V69H65ZM121 69V72H122V74L120 75V72L118 71V69ZM201 68V67H200ZM204 68V67H203ZM248 68H249V66H248ZM13 69V70H12ZM55 68L53 67V70H54ZM55 69V70H56ZM119 69V70H120ZM250 69V68H249ZM53 70H51V71H53ZM67 71V72H66ZM45 72V71H44ZM61 72H63V73H61ZM201 72V71H200ZM47 74H48V76H49V73H48V71L46 72ZM53 73V72H52ZM202 73V72H201ZM221 73V72H220ZM223 73V72H222ZM224 73H226L225 71H224ZM223 73V74H224ZM16 74H18V76L16 75ZM223 74H219L220 76H222ZM53 75V74H52ZM132 75V76H133ZM154 75V76H153ZM202 75V74H201ZM206 75H204V76H206ZM41 76V75H40ZM44 76L45 77H47L46 75H45V73H44ZM196 76H197V74H196ZM16 77H18V78H16ZM45 77H43L42 79H40L41 81L42 80H44V78ZM51 77V76H50ZM49 77V78H50ZM130 77V76H129ZM157 77H160V76H157ZM224 78H226L225 76H223ZM53 78V77H52ZM52 78H50V79H52ZM142 78V79H143ZM160 78H162V77H160ZM219 78V77H218ZM228 78V77H227ZM47 78H45V80H46ZM58 79V80H59ZM130 79H132V78H130ZM142 79H141V82H142ZM154 79V78H153ZM156 79V78H155ZM203 79V78H202ZM207 79H209V78H207ZM220 79V78H219ZM219 79H218V81H219ZM44 80V81H45ZM223 80V79H222ZM225 80V79H224ZM227 80V79H226ZM50 81V80H49ZM49 81H48V83H49ZM53 81H55V80H53ZM37 82H38V80H37ZM45 82H47V80L45 81ZM45 82H42L43 84L45 83ZM125 82H126V80H125ZM139 82V81H138ZM41 83V84H42ZM57 82H55V84H56ZM137 83V82H136ZM147 83V84H146ZM246 83V82H245ZM39 84H40V81H39ZM138 84V83H137ZM209 84V85H208ZM52 85H53V83H52ZM52 85L50 86L51 87V89L52 88H54V87H52ZM97 85V84H96ZM99 85V86H100ZM131 85V84H130ZM140 85H141V83H140ZM150 85V84H149ZM163 85V87L162 88H160V86H162ZM36 86L38 87L39 85H37L36 84ZM46 86V85H45ZM44 86V87H45ZM48 86V85H47ZM57 86V85H56ZM59 86V85H58ZM65 86V85H64ZM66 86L64 87V88H66ZM69 86V87H70ZM145 86H143L142 85V87H144L145 88ZM146 86V89L147 88H149V87H147ZM153 85H151V87H152ZM171 86V85H170ZM209 86V87H208ZM88 87V86H87ZM93 87H95V85L93 86ZM242 87V88H241ZM240 88H241V91H240V94H242V95H245L246 94V92L248 91V88H249V85L247 86V84L246 85H244V86H241ZM41 89L42 88V85H40L39 87H38V89ZM57 89H58V87H56ZM136 88H138V85L136 86ZM135 88V89H136ZM140 88V87H139ZM143 88V90L145 91H143L144 92V97H143V99L141 98L140 100H144V102L147 104V105H150V104H148V97L150 98L151 96H149L148 95V92H147V90L146 89H144ZM153 88V87H152ZM32 89H33V91H35L34 90V88H33V86H32ZM45 89V88H44ZM48 90H49V87L47 88ZM59 89H60V86H59ZM87 89V88H86ZM164 89V90H163ZM220 89V88H219ZM54 90H55V88H54ZM53 90V91H54ZM61 90H63V89H61ZM68 90H69V88H68ZM134 90V89H133ZM140 90H141V88H140ZM152 90H154V89H152ZM240 90V89H239ZM36 91H37V88H36ZM41 92H42V90H40ZM44 91H46V89L44 90ZM51 91V90H50ZM58 91V90H57ZM90 91V90H89ZM98 91V90H97ZM96 91V92H97ZM126 91V90H125ZM141 91V92H142ZM49 92V91H48ZM52 92V91H51ZM59 92V91H58ZM58 92L55 94L54 93V95H56L57 96V94H58ZM79 92V91H78ZM78 92H76V93H78ZM92 92V91H91ZM96 92H94V93H96ZM135 92H136V90H135ZM156 92V91H155ZM160 92V93H161ZM37 93V92H36ZM35 93V94H36ZM38 93H40V92H38ZM60 93V92H59ZM69 93V96H71V97H69V98H74V96L73 95H71V93L70 92H68ZM68 93H66V94H68ZM80 93V92H79ZM117 93V92H116ZM159 93V92H158ZM167 93V92H166ZM34 94V95H35ZM41 94V93H40ZM39 94V95H40ZM46 94H48L47 92H46ZM113 94V93H112ZM118 94V93H117ZM125 94V93H124ZM137 94V93H136ZM150 95H151V93H149ZM165 94V93H164ZM32 95V94H31ZM39 95H38V98H39ZM59 95V94H58ZM135 95V94H134ZM140 95V94H139ZM141 95H143L142 93H141ZM148 95V96H147ZM40 96H42V95H40ZM45 96V95H44ZM44 96H42L43 97V100H41L42 102H44L45 101V99H44ZM47 96V95H46ZM51 96V95H50ZM55 96V97H56ZM60 96V95H59ZM59 96H58V98H59ZM63 95H61V97H62ZM65 96V95H64ZM63 96V97H64ZM67 96V95H66ZM92 96V95H91ZM123 96H125V95H123ZM23 97V98H22ZM30 97V96H29ZM32 97H34V96H32ZM37 97V96H36ZM42 97H41V99H42ZM68 97H67V99H68ZM81 97V96H80ZM85 97H87V96H85ZM96 97H93V98H96ZM129 97H131L132 98V96H129ZM48 98V97H47ZM50 98V97H49ZM52 98V97H51ZM57 98V97H56ZM78 99V97H75V99ZM123 98V97H122ZM152 98V97H151ZM150 98V99H151ZM34 99H37V98H35L34 97ZM40 99V98H39ZM64 99L66 100V98H63V101H64ZM98 99V98H97ZM101 99H102V97H101ZM124 99V98H123ZM129 99V98H128ZM183 99V98H182ZM25 100H27V99H25ZM57 100V99H56ZM79 100V99H78ZM113 100V99H112ZM120 100V99H119ZM157 100V99H156ZM258 100V103L256 104V106L255 107H253V106H251V104H248L247 102H246V104L244 103V110H243V115H242V119L241 120H243V121H241V122H237L238 123V129H237V132H236V134L233 136V142H234V144L236 145V146H238V147H240L241 145H242V143L244 142V140H248V141H250L251 139L252 140H255V143L257 144V148H256V150H255V154H254V156L253 157H248V159H246V160H244V161H242L241 160V163H240V165H239V163H238V167L236 168V170H235V172H234V170H233V172L234 173H230V174H233V176L231 177V179H230V185H229V199L228 200H225V201H223V203H222V207H221V209H222V215L223 214H229V213H236V212H240V213H243V214H246L247 213V211H248V208H249V206L251 205V203H253L252 201H253V199H252V197H251V191L252 190H254V189H259V190H261V191H263L264 192V99L262 100V98H258L257 99ZM20 101V100H19ZM24 101V99L21 101V102H23ZM28 101H30V98H29V100H27V102ZM39 102H40V100H38ZM48 101V100H47ZM62 101V102H63ZM67 101V100H66ZM73 101H75L76 102V100H74L73 99ZM96 101V102H95ZM101 101V100H100ZM104 101H106V99H104ZM103 101V102H104ZM107 101H109V100H107ZM116 101V100H115ZM153 101H154V99H153ZM177 101V100H176ZM179 101V100H178ZM181 101V100H180ZM32 102H33V100H32ZM31 102V103H32ZM40 103L41 104V106L43 105V103ZM49 102H51V100L49 101ZM61 101H60V104L62 103ZM71 102H72V100H71ZM95 102V103H94ZM94 102H91V103H94L93 104V106H92V111L94 112V107L95 108H97V109H99L100 108V106H101V104L99 105V99L98 100H94ZM102 101H101V103H103ZM120 102V101H119ZM123 102H125V100L123 101ZM142 102V101H141ZM152 102V101H151ZM243 102H244V100H243ZM25 103V102H24ZM30 103V102H29ZM35 103V102H34ZM34 103L32 104L33 106H35L34 105ZM36 103H37V100H36ZM48 103V102H47ZM46 103V104H47ZM65 103V102H64ZM68 103V102H67ZM78 103H79V101H78ZM91 103H89V104H91ZM104 103H107V102H104ZM115 103V102H114ZM134 103V102H133ZM149 103H150V101H149ZM255 103V102H254ZM48 104H50V103H48ZM47 104V105H48ZM59 104V103H58ZM87 104H88V102H87ZM125 105V103H122L121 105ZM138 104V103H137ZM144 104V103H143ZM162 104V103H161ZM18 105H19V103H18ZM21 105V104H20ZM25 105H27V104H25ZM31 105V104H30ZM37 105H38V103H37ZM72 105V104H71ZM74 105H78V104H73V106ZM110 105V104H109ZM152 105V104H151ZM158 105V104H157ZM165 105V104H164ZM184 105V104H183ZM185 105H187V104H185ZM242 105V104H241ZM0 106V108H3V107H1ZM41 106H39L40 108H41ZM44 106V105H43ZM55 105H53V107H54ZM57 106V105H56ZM64 106V105H63ZM65 106H67V104L65 103ZM64 106V107H65ZM79 106V105H78ZM163 106V105H162ZM243 106H241V108L243 107ZM5 107V106H4ZM15 107H17V106H15ZM19 107V106H18ZM21 107L22 106H20L19 108L21 109ZM28 107V106H27ZM30 107H32V106H30ZM49 107V106H48ZM58 107V106H57ZM59 107H60V105H59ZM71 107V109H73L72 108V106H70ZM77 107V106H76ZM80 107V106H79ZM87 107H89V106H87ZM91 107V106H90ZM103 107V106H102ZM117 107V106H116ZM115 107V108H116ZM133 107V106H132ZM135 107H137V105L135 106ZM151 107V106H150ZM217 107V106H216ZM24 108V107H23ZM22 108V109H23ZM34 108V107H33ZM38 108V107H37ZM51 108H52V105H51ZM50 108V110H53V109H51ZM56 108V107H55ZM119 108V107H118ZM127 108H129V107H127ZM139 108V107H138ZM185 110H183V113H184V111H187L186 110V107H183ZM182 108V109H183ZM5 109H7V108H5ZM5 109H2V112L1 113H5L3 110H5ZM14 109V108H13ZM17 109V108H16ZM15 109V110H16ZM19 109V110H20ZM25 109H26V107H25ZM29 109V108H28ZM45 109V108H44ZM63 110H64V108H62ZM62 109L60 110V111H62ZM68 109V112H69V109L70 108H67ZM70 109V110H71ZM80 109H84V108H82V107H80ZM79 109V110H80ZM86 109V108H85ZM84 109V110H85ZM117 109V108H116ZM147 109V108H146ZM160 109V108H159ZM175 109V108H174ZM243 109V108H242ZM9 110V109H8ZM33 110V109H32ZM40 110V109H39ZM84 110H82V113H81V116H82V114H84L86 111H84ZM89 110V108L87 109V112H89L88 111ZM99 110H101V109H99ZM103 110H106V109H103ZM120 110H122V109H120ZM144 110V109H143ZM150 112H152L151 110L152 109H148ZM166 110V109H165ZM201 110L204 112V118L201 120ZM212 110V111H213ZM7 111V110H6ZM23 111H24V109H23ZM34 111H35V109H34ZM44 111V110H43ZM47 111V110H46ZM57 111V110H56ZM65 111V110H64ZM77 109L76 108H74V111H71V112H69V113H71V114H73V118L74 117H76V116H79V115H77ZM81 111V110H80ZM117 111H119L118 109H117ZM138 111V110H137ZM212 111H211V113H212ZM9 112V111H8ZM12 112V111H11ZM15 112H17V111H15ZM14 112V113H15ZM19 112V111H18ZM39 112H41V111H39ZM50 112V111H49ZM49 112H47L48 114H49ZM52 112V111H51ZM50 112V113H51ZM53 112H54V110H53ZM52 112V113H53ZM86 112V113H87ZM100 112H102V110L100 111ZM100 112H99V114H100ZM121 112V111H120ZM120 112H119V114H120ZM125 112V111H124ZM134 112V111H133ZM133 112H132V114H133ZM177 112V111H176ZM217 112V111H216ZM1 113H0V115H1ZM10 113V112H9ZM8 113V114H9ZM14 113L12 112V115H14ZM21 113V112H20ZM24 113H27L26 111H24ZM28 113H29V111H28ZM38 113V112H37ZM36 113V114H37ZM44 113H46V112H44ZM60 113V112H59ZM68 113V114H69ZM90 113H92V112H90ZM90 113L89 114H87V115H89V116H91L90 115ZM103 113V112H102ZM112 113V112H111ZM129 113V112H128ZM164 113V112H163ZM182 113V114H183ZM185 113H187V112H185ZM184 113V114H185ZM194 113V114H193ZM6 114V113H5ZM18 114V113H17ZM17 114L15 113V115L17 116ZM22 114H23V112H22ZM30 114V113H29ZM34 114V113H33ZM41 114V113H40ZM43 114V113H42ZM56 114H58L57 112H56ZM67 114V113H66ZM68 114H67V116H68ZM71 114H70V116H71ZM98 114V115H99ZM151 114V113H150ZM155 114V113H154ZM165 114V113H164ZM174 114H175V112H174ZM181 113H180V115H182ZM11 115V113L9 114V116H11V117H13ZM21 115V114H20ZM24 115V114H23ZM22 115V116H23ZM35 115V114H34ZM45 115V114H44ZM43 115V116H44ZM55 115V114H54ZM60 115H61V113H60ZM62 115H64V114H62ZM61 115V116H62ZM113 115V114H112ZM124 115V114H123ZM142 115V114H141ZM141 115H140V117H141ZM144 115V114H143ZM147 115V114H146ZM152 115V114H151ZM159 115H160V112H159ZM162 115V114H161ZM165 115H167V113L165 114ZM170 115V114H169ZM179 115V116H180ZM186 115V114H185ZM188 115V114H187ZM214 116L213 117H215V112H214V114H213ZM5 116V115H4ZM8 116V115H7ZM9 116H8V119H9ZM15 116V117H16ZM30 116V115H29ZM42 115H41V117H43ZM46 116H47V114H46ZM49 116V115H48ZM53 116V115H52ZM56 116H59V115H56ZM69 116V117H70ZM84 116H86L85 114H84ZM100 116V115H99ZM102 116V115H101ZM158 116V115H157ZM175 116V115H174ZM240 116V115H239ZM26 117H27V115H26ZM31 117H32V114H31ZM31 117L28 119L27 118V120H29L30 122H31ZM35 116H33V118H34ZM39 117H40V115H39ZM92 117H96V119H97V116L95 115H92ZM106 117V116H105ZM113 118H114V116H112ZM143 117V116H142ZM155 117H156V115H155ZM20 118V116H18V119ZM22 118V117H21ZM36 119H39V118H37V116L35 117ZM34 118V119H35ZM44 118H45V116H44ZM43 118V119H44ZM58 118V117H57ZM67 118V117H66ZM71 119H72V117H70ZM100 118V117H99ZM108 118H109V116H108ZM120 118V117H119ZM128 118V117H127ZM126 118V116H125V119H127ZM148 118H149V116H148ZM148 118H146V119H148ZM151 118V117H150ZM158 118H159V116H158ZM239 118V117H238ZM7 118H5V120H6ZM16 119V118H15ZM15 119L13 120L14 121V123H15ZM24 119V118H23ZM54 119V118H53ZM52 119V120H53ZM56 119V118H55ZM62 119V118H61ZM64 119V118H63ZM69 118H67V120H68ZM70 119V120H71ZM89 120V117L88 118H86V120ZM94 119V118H93ZM105 119V118H104ZM103 119V120H104ZM138 119V118H137ZM145 118H143V120H144ZM145 119V120H146ZM153 120H154V118H152ZM215 119V120H214ZM4 120V119H3ZM12 120V119H11ZM11 120L10 121H8L9 122V124L10 123H12L11 122ZM17 120V119H16ZM25 120V119H24ZM33 120V119H32ZM40 121L42 120V119H39ZM50 120V119H49ZM59 120V119H58ZM70 120H69V122H70ZM74 120V119H73ZM73 120H72V122H73ZM91 120V119H90ZM95 120V119H94ZM106 120V119H105ZM141 119H139V121H140ZM148 120H150V119H148ZM147 120V126L149 125V121ZM237 120V119H236ZM29 121H28V124H30L29 123ZM39 121V122H40ZM47 121H48V118H47ZM61 121V120H60ZM60 121H58V123L60 122ZM77 121V120H76ZM82 121H84V119L82 120ZM121 121V120H120ZM131 121H132V119H131ZM238 121V120H237ZM240 121V120H239ZM17 122V121H16ZM19 122V121H18ZM23 123H24V121H22ZM33 122H34V120H33ZM42 122V121H41ZM43 122H45V121H43ZM51 122V121H50ZM81 122V121H80ZM79 122V119H78V123H80ZM91 122V121H90ZM109 123H110V118H109V121H108ZM138 122V121H137ZM142 122H144V121H142ZM26 123H27V121H26ZM26 123H25V125H26ZM37 123H38V120H37ZM54 123V121L51 123V124H53ZM61 123V125H62V123H65V122H63V120H62V122H60ZM81 123H83V122H81ZM84 123H85V121H84ZM82 124L83 126L85 125V124ZM120 123V122H119ZM145 124H144V126L146 125V122H144ZM18 124V123H17ZM16 124V125H17ZM32 124V123H31ZM71 124V123H70ZM69 124V125H70ZM88 124H89V121H88ZM90 124H92V123H90ZM89 124V125H90ZM111 124V123H110ZM109 124V125H110ZM112 124H113V122H112ZM123 124V123H122ZM133 124V123H132ZM135 124V123H134ZM152 124V123H151ZM19 125V124H18ZM17 125V126H18ZM35 125V124H34ZM33 125V126H34ZM37 125H40L41 126V123L40 124H37ZM43 125V124H42ZM45 125H46V123H45ZM48 125H50V124H48ZM47 125V126H48ZM58 125V124H57ZM66 125V124H65ZM73 124H71V126H72ZM81 124L79 125V126H82ZM93 125V124H92ZM130 125V124H129ZM128 125V126H129ZM136 125V124H135ZM237 125V124H236ZM75 126V125H74ZM73 126V127H74ZM77 126H78V124H77ZM119 126V125H118ZM126 126V125H125ZM142 126V125H141ZM11 127V126H10ZM14 127L16 128V126L14 125ZM19 127V126H18ZM18 127H17V129H18ZM32 127V126H31ZM39 127V126H38ZM44 126H42V128H43ZM50 127V126H49ZM52 127V126H51ZM60 127V126H59ZM73 127H71V128H73ZM113 127V126H112ZM111 127V128H112ZM131 127V126H130ZM138 127V126H137ZM33 128V127H32ZM36 128V127H35ZM42 128H40V129H42ZM55 128H58V127H55ZM54 128V129H55ZM75 128V127H74ZM74 128L72 129V130H74ZM77 128V127H76ZM75 128V129H76ZM83 128V127H82ZM84 128H86V127H84ZM88 128V127H87ZM92 128V129H93ZM115 128H116V126H115ZM119 128H121V125H120V127ZM119 128H116V129H114V130H120ZM123 128V127H122ZM134 128V127H133ZM139 128V127H138ZM141 128H143V130H144V127L142 126ZM70 129V128H69ZM69 129H67V131H69ZM81 129V128H80ZM91 129V130H92ZM109 129H110V127H109ZM132 129V128H131ZM13 130V129H12ZM11 130V131H12ZM32 130V129H31ZM46 130V129H45ZM44 130V131H45ZM48 130V129H47ZM62 130V129H61ZM60 130V131H61ZM63 130H64V128H63ZM128 130V129H127ZM134 130V129H133ZM133 130H131L132 132H133ZM140 130H142V129H140ZM215 130H216V132H215ZM39 131V130H38ZM43 131V130H42ZM49 131V130H48ZM52 130L50 129V132H48V133H50V134H52V132H51ZM65 131V130H64ZM63 131V132H64ZM76 130H74V132H75ZM78 131H79V129H78ZM121 131V130H120ZM130 131V132H131ZM136 131H137V133L138 132H140L139 130H137V128H136ZM146 131V130H145ZM58 132V131H57ZM66 132V131H65ZM73 132V133H74ZM82 132V131H81ZM85 132H91V131H88V130H86ZM92 132H94V131H92ZM96 132V133H97ZM115 132V131H114ZM134 132H135V130H134ZM133 132V133H134ZM17 133V132H16ZM16 133H14L15 135H16ZM45 133V132H44ZM54 133V132H53ZM61 133V132H60ZM67 133V132H66ZM69 133V132H68ZM73 133H69V134H72L73 135ZM77 133V132H76ZM84 133V132H83ZM88 133V134H89ZM95 133V134H96ZM99 133H100V135H99ZM124 133V132H123ZM144 133V132H143ZM63 134V133H62ZM79 134V133H78ZM85 134V133H84ZM84 134H83V136H84ZM94 134V135H95ZM118 134V133H117ZM130 134V133H129ZM128 134V135H129ZM132 134V133H131ZM130 134V135H131ZM135 134H136V132H135ZM65 135V134H64ZM75 135V134H74ZM80 135H82V133H80ZM124 135V134H123ZM212 135L214 136V137H212ZM14 136V135H13ZM63 136V135H62ZM69 136V135H68ZM68 136H67V139H68ZM93 136V133H92V135H89V137H91V138H93L92 137ZM141 136V137H140ZM61 137V136H60ZM63 137H65V136H63ZM86 137V136H85ZM89 137H86V138H88V141L87 140H85V142L87 141V142H89L90 143V141H92L93 139H89ZM95 137V136H94ZM123 137V136H122ZM132 136H130L129 137V139L131 138ZM69 138H71V137H69ZM78 138V137H77ZM80 138H82L81 136H79V138H78V141H79V139ZM114 138H116V139H114ZM124 138H125V136H124ZM64 139V138H63ZM66 139V138H65ZM66 139V140H67ZM74 139H76V136L74 137ZM74 139L72 138V140L74 141ZM109 139H114V140H118L117 142H115L114 140H113V142H112V140H110V142L109 141H107V140H109ZM133 139V138H132ZM170 139V140H169ZM69 141H71V140H69ZM77 141V139L75 140V142ZM122 141H124V142H122ZM130 141V140H129ZM62 142V141H61ZM80 142V141H79ZM81 142H83V140L81 141ZM95 142H96V140H95ZM170 143V144H167V143ZM64 143H65V140H64ZM66 143H67V141H66ZM77 143V142H76ZM76 143H75V145H76ZM89 143H86V145L84 146V148L86 147V146H88V144ZM147 143V144H146ZM69 144V143H68ZM111 144H116V145H114V147L118 150V151H115L114 149H113V146L111 145ZM137 144H139V145H137ZM67 145V144H66ZM65 145V146H66ZM70 145V144H69ZM72 145H74L73 143H72ZM75 145L73 146V149L72 150H74L75 148ZM80 145H81V143H80ZM89 145H91V144H89ZM96 145V144H95ZM71 146V145H70ZM93 146V145H92ZM216 146V147H215ZM94 147V146H93ZM139 147V151H141L142 150V148H140ZM90 148V147H89ZM95 148V147H94ZM163 148V147H162ZM242 148V147H241ZM77 149V148H76ZM88 149V148H87ZM219 149V148H218ZM237 149H239V148H236V150ZM62 150V149H61ZM70 149L68 148V150L67 151H69ZM94 150V149H93ZM96 150V149H95ZM99 150V149H98ZM143 150H146V149H143ZM160 150H161V148H160ZM220 150V149H219ZM85 151H87V150H84L83 151V153L85 152ZM92 150H88V152L87 153H93V152H91ZM240 151H242V150H240ZM70 152H71V150H70ZM79 152H81V151H79ZM79 152H75V154H78V155H81L82 154V152H81V154H79ZM150 152H152V151H150ZM154 152V151H153ZM220 152V151H219ZM67 153V152H66ZM87 153H85V154H87ZM149 152H145L143 155L144 156H148L149 158H151L150 157V155H146V154H148ZM159 153V152H158ZM173 153V152H172ZM171 153V154H172ZM175 153V152H174ZM238 153V152H237ZM68 154H70L69 155V158L70 157H73L72 155H73V153L71 154V153H69L68 152ZM74 154V155H75ZM84 154V155H85ZM117 154V153H116ZM142 154V153H141ZM150 154V153H149ZM163 154V153H162ZM161 154V155H162ZM63 155V154H62ZM66 155V154H65ZM84 155H83V158L82 157H80V158H82L83 160L84 159H86V156L88 155H85V158H84ZM91 155V154H90ZM94 155V154H93ZM100 155V154H99ZM134 155V154H133ZM176 155V154H175ZM178 155V154H177ZM68 156V155H67ZM66 156V157H67ZM95 156V155H94ZM94 156H92V157H94ZM142 156V155H141ZM174 156V155H173ZM238 156H239V153H238ZM89 157V156H88ZM126 157V156H125ZM136 157V156H135ZM155 157H157V156H155ZM181 157H182V153H181ZM181 157H180V159H181ZM184 157V158H185ZM69 158H66V160L67 159H69ZM75 158V157H74ZM73 158V159H74ZM91 158V157H90ZM94 158H96V156L94 157ZM93 158V159H94ZM97 158H100L101 159V157H98L97 156ZM97 158H96V160H97ZM104 158H103V160H104ZM121 158V157H120ZM137 158V157H136ZM177 158V157H176ZM73 159H70V162H73ZM76 159H77V156H76ZM75 159V160H76ZM92 159V158H91ZM138 159H139V157H138ZM146 159V158H145ZM155 159V158H154ZM72 160V161H71ZM74 160V161H75ZM78 160V159H77ZM82 160V161H83ZM89 160V159H88ZM119 160H121V159H119ZM132 160H135L134 158L132 159ZM137 160V159H136ZM144 160V159H143ZM142 160V161H143ZM156 160H157V158H156ZM160 160V159H159ZM174 160H175V158H173L172 156H163V158H161V160L160 161H158L159 162V165L160 166H163V167H172V165H173V163H174ZM69 161V160H68ZM79 161H81V160H79ZM92 161V160H91ZM91 161H89V162H91ZM151 161V160H150ZM176 162H177V160H175ZM178 161H180V160H178ZM184 161H185V159H184ZM183 161V162H184ZM187 161V160H186ZM86 162V161H85ZM88 162V161H87ZM96 162V161H95ZM100 162H103V161H100ZM145 162V161H144ZM216 162V161H215ZM84 163V162H83ZM106 163H107V161H106ZM129 163V162H128ZM179 163V162H178ZM85 164V163H84ZM88 164V163H87ZM97 164H99L98 162H97ZM107 164H109V163H107ZM123 164V163H122ZM121 164V165H122ZM125 164V163H124ZM150 164H152V163H150ZM158 164V163H157ZM214 164H216V163H214ZM213 164V165H214ZM90 165V164H89ZM126 165V164H125ZM140 165V164H139ZM177 165V164H176ZM91 166V165H90ZM98 166V165H97ZM126 166H128V165H126ZM150 166H152V165H150ZM215 166V165H214ZM217 166V165H216ZM88 167V166H87ZM137 167H139V166H137ZM146 167H147V165H146ZM153 167V166H152ZM151 167V168H152ZM175 167V166H174ZM84 168V167H83ZM96 168V167H95ZM106 168H108L107 167V165H106ZM105 168V169H106ZM129 168H130V166H129ZM132 168V167H131ZM140 168V167H139ZM138 168V169H139ZM162 168V167H161ZM161 168H159V169H161ZM234 168V167H233ZM234 168V169H235ZM103 169V168H102ZM117 169V168H116ZM115 169V170H116ZM123 169H124V167H123ZM169 170H170V168H168ZM174 169V168H173ZM89 170V169H88ZM118 170H120L119 168L117 169V171ZM163 170V169H162ZM216 170V169H215ZM230 170V169H229ZM116 171V172H117ZM152 171V170H151ZM88 172V171H87ZM94 172V171H93ZM93 172H91L92 173V175H93ZM96 172V171H95ZM101 172V171H100ZM106 172V171H105ZM145 172H147V171H145ZM73 173V172H72ZM81 173H83V172H81ZM101 174V173H100ZM103 174H106V173H103ZM119 174V173H118ZM131 174V173H130ZM142 174V173H141ZM152 174V173H151ZM217 174V173H216ZM77 175V174H76ZM83 175H85V174H83ZM99 175V174H98ZM112 175V174H111ZM114 175V174H113ZM105 176V175H104ZM103 175L101 176V177H104ZM110 176V175H109ZM140 176V175H139ZM146 176V175H145ZM152 176V175H151ZM178 176V175H177ZM83 177V176H82ZM90 177V176H89ZM89 177H87V178H89ZM122 177H124V176H122ZM173 177V176H172ZM170 178V179H174V178ZM179 177H181V176H179ZM95 178V177H94ZM119 178V177H118ZM143 178H145V177H143ZM177 178V177H176ZM229 178H230V176H229ZM86 179V178H85ZM98 179L101 181V180H103V179H106L105 177L104 178H102V179H100L99 177H98ZM114 179H115V177H114ZM136 180V179H135ZM217 180V179H216ZM120 181V180H119ZM128 181H130V180H128ZM138 181V180H137ZM96 182H99L98 180H96ZM102 182V181H101ZM100 182V183H101ZM105 182V181H104ZM109 182V181H108ZM141 182V181H140ZM80 183V182H79ZM136 183V182H135ZM217 183H218V181H217ZM82 184H84V182H82ZM106 184V183H105ZM117 184V183H116ZM137 184V183H136ZM171 184V183H170ZM173 184V183H172ZM97 186H99L100 188L102 187V185H98V184H96ZM175 185H177L176 183H175ZM174 185V186H175ZM210 185V186H209ZM216 185V184H215ZM160 186V187H159ZM170 186V185H169ZM169 186H166V188H165V191L166 190H168L169 188ZM94 187V186H93ZM123 188V187H122ZM168 188V189H167ZM103 189V188H102ZM130 189V188H129ZM162 189V188H161ZM108 190V189H107ZM163 190V189H162ZM128 192H130V191H128ZM160 192V191H159ZM164 192V191H163ZM95 193V192H94ZM101 193H102V191H101ZM109 193V192H108ZM122 193V192H121ZM131 193V192H130ZM205 193V194H204ZM105 194V193H104ZM116 194V193H115ZM160 194V193H159ZM162 194V193H161ZM251 194V195H250ZM103 195V194H102ZM110 195V194H109ZM119 195V194H118ZM96 196V195H95ZM120 196V195H119ZM122 196V195H121ZM161 196V195H160ZM163 196V197H164ZM208 196V194H206V196L204 197V198H206ZM73 197V196H72ZM100 196H98L97 198H99ZM123 197V196H122ZM122 197H120V198H122ZM130 197V196H129ZM135 197V196H134ZM106 198V197H105ZM113 198L115 199V197L113 196ZM119 198V199H120ZM159 198V197H158ZM100 199V198H99ZM103 199H104V197H103ZM111 199H112V197H111ZM110 199V200H111ZM131 199V198H130ZM65 200V199H64ZM116 200H117V198H116ZM125 200V199H124ZM138 200V199H137ZM136 200V201H137ZM131 201H132V199H131ZM139 201V200H138ZM114 202V201H113ZM113 202H110V203H113ZM116 203H117V201H115ZM135 202V201H134ZM145 202V201H144ZM148 202V201H147ZM159 202H161V204H158ZM61 203H62V201H61ZM106 203V202H105ZM137 203V202H136ZM170 203H172L171 204V208H170ZM108 204V203H107ZM115 204V203H114ZM149 204V203H148ZM207 204V203H206ZM111 205V204H110ZM128 205V204H127ZM131 205V204H130ZM142 205V204H141ZM208 205V204H207ZM122 206H124V205H122ZM202 206H203V204H202ZM103 207V206H102ZM114 207V206H113ZM129 207V206H128ZM134 207V206H133ZM140 207V206H139ZM138 207V208H139ZM105 208V207H104ZM120 208V207H119ZM144 209H145V207H143ZM171 210H170V209ZM203 208V209H202ZM102 209V208H101ZM130 209V208H129ZM159 209V208H158ZM157 209V210H158ZM170 211H169V210ZM105 210V209H104ZM137 210V209H136ZM131 211H132V209H131ZM133 211H135V209L133 210ZM132 211V212H133ZM143 211V210H142ZM154 211V210H153ZM161 211H160V209H159V213H161ZM127 212V211H126ZM125 212V213H126ZM130 212V211H129ZM157 212V211H156ZM167 212V213H168ZM159 213H157V214H155L156 216H160V214ZM170 213V214H171ZM219 213V212H218ZM217 213V214H218ZM96 214H97V212H96ZM111 215H112V213H110ZM121 214H123V213H121ZM128 214V213H127ZM143 214V213H142ZM100 215V214H99ZM102 215V214H101ZM109 215V214H108ZM113 216V215H112ZM117 216V215H116ZM145 216V215H144ZM162 216V215H161ZM171 216V215H170ZM218 216V215H217ZM106 217V216H105ZM124 217V216H123ZM129 217H131V216H129ZM142 217H143V215H142ZM205 217V216H204ZM220 217V216H219ZM218 217V218H219ZM225 217V216H224ZM110 218H112V217H110ZM163 218V217H162ZM168 218H170V217H168ZM214 218H215V216H214ZM223 218V217H222ZM107 219V218H106ZM114 219H115V217H114ZM127 219V218H126ZM140 219H141V215H140ZM158 219V218H157ZM161 219V218H160ZM164 219V218H163ZM162 219V220H163ZM172 219V216H171V218H170V220ZM174 219V218H173ZM172 219V220H173ZM205 219V218H204ZM208 219H211V218H208ZM129 220V219H128ZM168 220V219H167ZM212 220V219H211ZM210 220V221H211ZM106 221H108V220H106ZM116 221V220H115ZM113 222V223H116V222ZM119 221H121V220H119ZM129 221H131V220H129ZM217 221V220H216ZM253 225H252V227H251V230L250 231H252L251 232V235L252 236H258V234H259V231L261 230V229H263V228H261L262 226H264V215H259V216H257L256 218H254L253 219ZM111 222H112V220H111ZM164 222V221H163ZM205 222V221H204ZM203 222V223H204ZM212 222H213V225H215L214 223H215V221H213L212 220ZM219 222V221H218ZM105 223V222H104ZM207 223H209L208 221H207ZM217 224H219V223H217ZM217 224L215 225L216 227H217ZM96 225V224H95ZM171 225V224H170ZM206 225H208V224H206ZM94 226V225H93ZM96 226H98V224L96 225ZM171 226H173V225H171ZM200 226V225H199ZM215 226H213V227H215ZM221 227H222V225H220ZM174 227V226H173ZM197 227V228H196ZM211 227V226H210ZM170 228V227H169ZM219 229H220V227H219ZM230 229H231V227H230ZM228 227L226 228V227H222L221 228V230H220V237L218 236V238H219V240H218V243H219V245H218V250H216L217 251V254L218 255H221V254H226V253H228L227 251L228 250H230V249H228V248H231V246H230V241H231V239L233 238H231V236H234V234L233 235H231V230H230ZM168 231V230H167ZM171 231V230H170ZM68 232V231H67ZM173 232V231H172ZM174 233V232H173ZM64 235H65V233H63ZM70 234H72L71 232H70ZM74 234V233H73ZM80 234H81V232H80ZM68 235H69V233H68ZM79 235V234H78ZM176 235H174V236H176ZM73 236H75V235H73ZM84 236V235H83ZM180 237H181V234L179 235ZM179 236H177L178 238H179ZM182 236H183V233H182ZM201 236V235H200ZM70 237V235L68 236V238ZM177 237H173V239H172V241H173V243H174V240L177 238ZM184 237V238H185ZM67 238V237H66ZM72 238V237H71ZM77 237L75 236V239H76ZM171 238V237H170ZM183 238V237H182ZM75 239H74V243H76L75 242ZM167 239H168V237H167ZM191 239V242L192 243H194L195 244V246H194V248H193V251L194 252H196V253H198V252H201L202 250H204V249H202L201 248V246H200V244L198 243H195L194 242V239L192 240V238H190ZM189 239V240H190ZM198 239V238H197ZM201 238L199 237V241H201L200 240ZM263 240H264V238H262ZM60 240V239H59ZM66 240V239H65ZM80 240H81V238H80ZM176 240H178V239H176ZM180 240V239H179ZM196 240V239H195ZM67 241V240H66ZM184 241V240H183ZM220 241V242H219ZM233 241V240H232ZM65 242V241H64ZM69 242V241H68ZM68 242L66 243L67 245H68ZM78 242H79V240H78ZM180 242V241H179ZM178 242V243H179ZM204 242V241H203ZM264 242V241H263ZM60 243V242H59ZM73 243V242H72ZM73 243V244H74ZM169 243V242H168ZM171 244H172V242H170ZM184 243H185V241H184ZM183 243V244H184ZM188 243V242H187ZM190 243V242H189ZM192 243H190L188 246H190L191 247V244ZM235 243V242H234ZM234 243H232L233 245H234ZM62 244V243H61ZM197 244V245H196ZM201 244H202V242H201ZM65 245V244H64ZM66 245V246H67ZM173 245H175V243L173 244ZM173 245L171 246V245H169L168 244V246L170 247H173ZM186 245V244H185ZM65 246V247H66ZM70 246V245H69ZM176 246H177V244H176ZM178 246H181V245H178ZM187 246V245H186ZM187 246V247H188ZM204 247H205V244L203 245ZM235 246V245H234ZM70 247H72V246H70ZM182 247H185L184 245L182 246ZM233 247V246H232ZM64 248V247H63ZM177 247H175V250H177L176 249ZM179 248V247H178ZM171 249V248H170ZM187 249V248H186ZM202 249V250H201ZM68 250V249H67ZM173 250V249H172ZM180 250V249H179ZM181 251V250H180ZM182 251H184V249L182 250ZM189 251H190V248H189ZM186 252L188 253V257H189V252L186 250ZM191 252V251H190ZM233 252V251H232ZM263 252H264V243H263ZM180 253V252H179ZM182 254V253H181ZM184 254H186V253H184ZM199 254H202V253H199ZM191 255V254H190ZM192 255H194V253L192 254ZM186 256V257H187ZM198 255H196L195 257H197ZM201 256L202 255H200V257L199 258H201ZM193 257V256H192ZM194 257V258H195ZM231 257H232V255H231ZM183 258V257H182ZM181 258V259H182ZM190 258H191V256H190ZM181 259H180V261H181ZM188 259V258H187ZM193 258H191V260H192ZM227 259V258H226ZM2 260V259H1ZM197 260L199 261V262H201L199 259H198V257H197ZM222 260V259H221ZM220 261V260H219ZM226 261V260H225ZM228 261V260H227ZM226 261V262H227ZM233 261V260H232ZM222 262V261H221ZM192 263V262H191ZM208 263V262H207ZM228 264H230L229 262H228ZM254 264H264V253H263V255L259 258V260H256L255 261V263Z\"/></svg>",
	"mask_w": 264,
	"mask_h": 264
}]
</instances>
